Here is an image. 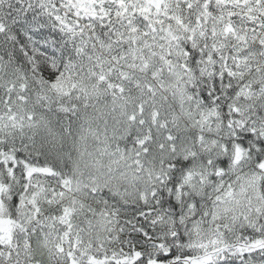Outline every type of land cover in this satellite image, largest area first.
Segmentation results:
<instances>
[{
    "label": "snow or ice",
    "instance_id": "obj_1",
    "mask_svg": "<svg viewBox=\"0 0 264 264\" xmlns=\"http://www.w3.org/2000/svg\"><path fill=\"white\" fill-rule=\"evenodd\" d=\"M0 264H264V0H0Z\"/></svg>",
    "mask_w": 264,
    "mask_h": 264
}]
</instances>
